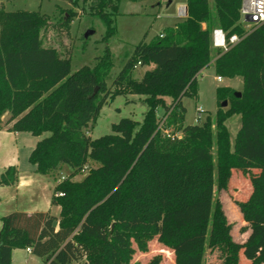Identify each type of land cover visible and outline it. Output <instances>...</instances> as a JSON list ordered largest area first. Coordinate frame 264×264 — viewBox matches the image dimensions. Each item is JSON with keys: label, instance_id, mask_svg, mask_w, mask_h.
I'll return each mask as SVG.
<instances>
[{"label": "trees", "instance_id": "1", "mask_svg": "<svg viewBox=\"0 0 264 264\" xmlns=\"http://www.w3.org/2000/svg\"><path fill=\"white\" fill-rule=\"evenodd\" d=\"M122 1L83 0L106 23V41L115 33L113 17ZM186 4L187 16L162 37L135 46L111 86L109 47L93 67L72 72L71 57L42 45L46 15L0 7V130L48 133L29 156L36 172L57 177L63 165L71 168L52 196L61 208L58 216L13 211L1 218L0 264H18L14 249L28 247L44 264H141L132 262L134 255L147 252L154 238L173 252L174 264H205L207 250L217 244L224 252L220 264H243L242 256L247 264L264 263V24L246 32L243 0ZM216 28L227 38H243L223 51L213 46ZM138 65L151 67L141 80L134 77ZM210 65L217 76L243 78L240 96L230 87L217 89L215 129L210 116L186 124L183 104L185 96L198 95V75ZM127 92L144 96L143 121L122 118L112 133L92 138L89 124L105 104ZM160 108L167 116L163 128ZM6 112L10 117L4 121ZM235 114L241 125L232 142L227 120ZM86 166L89 173L73 180ZM235 169L250 174L252 185L247 199L237 201L251 229L244 242L233 238L216 197ZM18 180V168L10 165L0 175V187ZM162 260L156 254L145 264Z\"/></svg>", "mask_w": 264, "mask_h": 264}, {"label": "rangeland", "instance_id": "2", "mask_svg": "<svg viewBox=\"0 0 264 264\" xmlns=\"http://www.w3.org/2000/svg\"><path fill=\"white\" fill-rule=\"evenodd\" d=\"M186 0H123L119 7V12L114 18L115 33L104 40L107 32L106 23L97 15L93 14L89 2L84 3L79 0L73 3L72 0H0V7L6 10L17 11H39L48 17V23L41 32L42 45L45 47H54L62 57H71V70L77 71L83 66L93 67L97 63V58L105 53L107 47L113 55V68L107 79L109 86L119 74L125 63L132 55L134 48L143 39L151 42L157 39L166 28L175 26L182 19L179 16V3ZM71 14V15H70ZM71 17L69 21L66 18ZM184 18V17H183ZM90 33L88 36L87 34ZM150 66L138 65L134 71V77L141 80ZM199 86L196 97L185 96L183 104L186 108L185 123L199 124L203 123L207 116H210L216 123V112L219 107L217 89L219 87H230L235 91H242L243 78L223 77L222 81L217 80V72L214 65L204 68L198 75ZM197 107L203 108L204 112L198 119ZM227 106L223 108H228ZM148 104L144 96L127 92L119 94L113 100H110L102 108L99 116L88 126V134L92 138H98L105 134L112 133V125L118 123L122 118H132L143 121ZM165 110L160 108L158 115L163 117ZM10 113L3 115L6 121ZM227 125L231 133L232 142L235 140L236 133L241 125V116L233 115L227 120ZM6 129V127L4 128ZM48 135L45 133L40 138ZM31 139V140H30ZM34 136L28 132H0V175L9 165H15L20 171V175H28L34 168L30 162L31 143ZM31 141V142H30ZM216 153V148H214ZM90 167L86 166L81 172L73 177V180H82L88 173ZM257 172V170H254ZM37 179L31 190L35 194V203L38 208L43 209L47 205V200L51 195L50 184L59 182L62 176L69 178L71 168L63 165L58 170L57 177L53 174L36 173ZM47 182V181H46ZM28 190L24 195H28ZM252 191L250 174L242 170L235 169L227 189L216 193V197L222 202L228 222L232 226V236L238 241H245L251 229L244 220L243 215L237 205V201L245 200ZM26 193V194H25ZM4 194L3 206L0 207V213L6 211H15L17 209H29L28 199L25 196L18 200L7 198ZM26 201V202H25ZM217 236L214 227L211 228L210 238ZM161 254L162 264H174L173 252L161 244L157 238H154L149 244L147 252L137 251L133 258L134 262L145 264L154 255ZM24 252H18L16 259L24 261ZM31 263L43 264L41 257L31 256ZM224 252L220 244L209 248L206 254L205 264H220L223 261ZM242 260V259H241ZM80 264V263H74ZM264 264V263H263Z\"/></svg>", "mask_w": 264, "mask_h": 264}, {"label": "crops", "instance_id": "3", "mask_svg": "<svg viewBox=\"0 0 264 264\" xmlns=\"http://www.w3.org/2000/svg\"><path fill=\"white\" fill-rule=\"evenodd\" d=\"M181 5H187V4H186V2L179 3L178 8ZM180 18L183 19V17H180ZM1 131L11 132V131H8L7 129H2V130H0V132ZM18 133H22V132H18ZM40 137L34 136L33 143H31V146L29 147V148H31L30 149L31 151L36 146L37 142L41 139ZM30 154H31V152H30ZM36 173H38V172L35 171V166L32 169V171H30L28 173V175H25V176L20 175V171H19V180H18L16 185H13V186H1L0 187V207L3 206L4 194H7L6 197L7 198H13V200L14 199L18 200L19 197L25 196L26 199H28L27 200L28 204H30L29 205V209H23V210L22 209H17L15 211H23V212H27V213H34V212H38V211H49L50 213L58 216L60 214L61 208L58 205H53L52 202H51L52 201V196L54 194L55 186L57 185V181H55L53 184L52 183L50 184L49 180H46L47 182L45 181V183L46 184L48 183L50 185V187L52 188L51 191H50L51 195H50L49 199L47 200V205L43 209H40L36 205L37 203H35V194L36 193H34L31 190V187L35 184V179H37V176H36L37 174ZM25 190H28L27 191L29 193L28 195L26 193H25L26 195L23 194ZM11 212H13V211H9V212L6 211L5 213H0V228H1V225H2L1 218L3 216H5L6 214L11 213ZM238 242H244V241L238 240ZM21 251L26 254L24 256V258H25L24 261H18L16 259L17 253L21 252ZM31 256L37 257L33 253L28 252L27 248H17V249H14L12 258H13V261L15 263H18V264H34V263H31V259H32ZM242 263L243 264H247V263H249V261L242 256ZM43 264H44V262H43Z\"/></svg>", "mask_w": 264, "mask_h": 264}, {"label": "built area", "instance_id": "4", "mask_svg": "<svg viewBox=\"0 0 264 264\" xmlns=\"http://www.w3.org/2000/svg\"><path fill=\"white\" fill-rule=\"evenodd\" d=\"M178 12L180 17H186L188 12L187 5H181ZM241 24L247 33H250L255 28L264 24V0H243L241 8ZM163 35V33L160 34L161 37ZM242 38L243 37H240L238 34H233L227 38V34L222 28H216L213 31V46L221 48L223 51H227L232 47V45H235ZM222 78V76H217L218 81H222ZM203 112V108L197 107L198 119ZM166 117L167 116L163 117L160 124V127L162 128ZM164 130L167 132L166 129ZM64 179H66V176H62L59 182ZM56 195L61 196L63 195V192H57ZM27 251L32 253V249L30 247L27 248Z\"/></svg>", "mask_w": 264, "mask_h": 264}, {"label": "water", "instance_id": "5", "mask_svg": "<svg viewBox=\"0 0 264 264\" xmlns=\"http://www.w3.org/2000/svg\"><path fill=\"white\" fill-rule=\"evenodd\" d=\"M90 33H92V32H89V33L87 34V36H88ZM236 94H237V96H240V95H241V92H240V91H237ZM227 104H228V101H227V100H225V101L222 102V106H223V107H224V106H227Z\"/></svg>", "mask_w": 264, "mask_h": 264}]
</instances>
